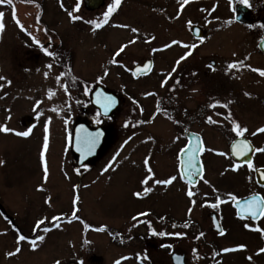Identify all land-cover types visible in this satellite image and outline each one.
Listing matches in <instances>:
<instances>
[{"label": "rangeland", "instance_id": "obj_1", "mask_svg": "<svg viewBox=\"0 0 264 264\" xmlns=\"http://www.w3.org/2000/svg\"><path fill=\"white\" fill-rule=\"evenodd\" d=\"M110 3L112 0H105L93 12L81 3L74 15L82 19L69 21L67 12L74 7L71 0L0 2V22L4 24L0 30V76L5 78L0 81V124L15 131L31 129L28 137L0 133V160L4 161L0 165V200L30 230L51 225L53 216L68 214L73 209V186L78 183V216L89 225L88 229L82 223L59 225L40 233L45 238L38 241L35 250L21 241L19 253L6 257L5 253L14 250L16 242L0 218V264L63 263L82 254L85 264H114L118 260L119 264H171L173 252L183 254L185 264H210L214 261L213 253L222 254L221 249L237 244L245 245L242 252L219 255L216 260L222 262L218 264H264V254H256L264 240L255 230H264V219L257 225L237 221L232 217V201L228 200V194L239 200L259 191L252 173L231 170L233 161L228 146L236 137L231 131V121L235 120L246 129L243 136L256 149L264 148V132L252 135L257 128L264 127V77L251 71L264 69V58L257 48L264 37V27H259L264 25V0H251L252 13L246 17L252 23L246 24L233 19L235 6L240 5L238 0H233L232 8L229 0H189L183 9H179L178 0H121L99 29L93 30L84 22L102 19ZM194 25L202 30L200 40L191 35ZM133 27L138 29L137 33L131 32ZM33 37L48 51L52 47V60L32 43ZM148 37L153 39L146 43ZM129 40L134 42L129 44ZM173 40L181 43L163 49L164 44ZM122 44L124 49L116 55ZM182 44L197 47L161 87L164 75L187 51ZM153 48L162 50L152 52ZM246 56L248 59L244 60ZM112 59L117 63H109ZM145 59L154 61L152 74L133 80L126 67L141 64ZM212 60L214 70L207 67ZM234 61H243L250 67L227 69V64ZM61 72L65 75L57 82ZM96 84L110 89L121 100L119 108L107 119L97 118L89 104V91ZM145 92L154 95L144 96ZM245 92L249 95L245 96ZM37 101L40 103L36 104ZM215 101L219 103L209 108ZM161 102V109L167 113L156 112ZM224 104L227 108L220 106ZM53 108L58 111H52ZM26 116L34 120L30 128L23 123ZM209 116L217 123L207 124ZM97 119L103 121L107 137L99 155L83 167L84 176L79 180L76 160L68 150L70 132L80 121L95 127ZM46 120L48 176L44 180L39 151ZM173 121H177L176 125ZM186 128L199 132L210 152L202 159L204 173L200 183L190 189L194 192V204L177 178L168 186L151 183L154 179L177 177L174 151L182 145ZM128 137L131 139L121 148ZM219 152L225 155H218ZM113 155L116 161L104 171ZM145 157L153 177L142 186L140 180L147 174ZM255 159L256 164H264V151L257 152ZM142 187H151L153 191L133 197L132 192L141 191ZM217 196L228 203L222 212L209 207ZM146 208L150 210L147 217L138 215ZM213 211L224 222L225 237L211 232L209 214ZM24 213L30 215L27 220ZM163 213L167 219L158 223V216ZM133 216L137 217L135 221ZM37 220L43 223L37 226ZM175 220L179 223H173ZM187 221L190 223L185 228L182 222ZM245 223L250 225L249 229L243 227ZM101 226L104 230L97 231ZM160 229L165 236L150 234ZM115 232L122 236V241L112 240L110 234ZM199 233L204 235L196 238ZM162 244L171 247H161ZM91 255H95L97 262L90 261Z\"/></svg>", "mask_w": 264, "mask_h": 264}, {"label": "snow or ice", "instance_id": "obj_2", "mask_svg": "<svg viewBox=\"0 0 264 264\" xmlns=\"http://www.w3.org/2000/svg\"><path fill=\"white\" fill-rule=\"evenodd\" d=\"M0 2H4V0H0ZM6 2L8 4L12 3V0H6ZM121 0H112V3H110L107 7V10L103 12V18L100 20H95V19H91V20H86L84 21L85 23L89 24L92 26V29H99L103 24L107 23V19L108 17L111 15V13H113L116 9L117 6L120 5ZM189 3V0H178V4H179V9H183L185 7V5H187ZM232 3L233 0H229V7L232 8ZM238 3L240 5H243L245 8H251V4L249 2V0H238ZM61 7L63 8V5L61 4ZM81 7V0H74V7L72 8L71 11L67 12L69 21H79L82 19L81 16L79 15H74L75 12H77ZM204 9H202L203 11ZM3 13H0V16H2ZM180 15V11H177V17H179ZM13 20H16L15 15H13ZM233 19H235V16H233ZM18 23V22H17ZM187 24L190 26L191 25V21H188ZM18 26L19 23H18ZM116 27H124L127 28V25H115ZM21 27V30H23V27ZM249 27H253L252 25H249ZM259 27H264V25H259ZM4 28V24L3 22H0V30H2ZM131 32L133 33H137L138 29L136 28H131ZM151 39H153V37H148L145 42H149ZM134 40H129L128 43L131 44L133 43ZM32 43L37 45L38 47H40V51L43 52L45 55L47 56H52L54 55L53 53L49 52L45 47L40 46V43L38 40H36L34 37L32 39ZM181 42L177 41V40H173L171 41V44H164L163 45V49H166L168 47H170L171 45H177L180 44ZM182 47L186 48L187 51H185L181 56H179V58L174 62L173 67L171 68V70L169 72H167L164 75V79L161 81V87L164 86L165 83L168 82V80L170 78H172V74L174 72H176L177 70V66L181 63V61H184L187 57H189L191 55V52L193 49H195L197 47L196 44H182ZM261 48H264V43L258 45ZM125 45H121L119 49H117L116 55L119 54V52H121L124 49ZM162 49H156L153 48L151 49L152 52H156ZM233 55H235V53H233ZM248 57H244V60H247ZM109 63H117V61L115 59L109 60ZM47 67H51L50 65H48ZM209 69H213V66L211 64H209L207 66ZM240 67H250L248 65H245L243 63V61H234V62H229L227 64V69H236L237 71L239 70ZM152 68V64L151 62L148 63H144L142 68H137V70L135 72H132V76L136 77L137 73H141V74H146L145 70L151 71ZM252 72H256L259 74V76L264 77V69H257V68H251ZM107 74V70H105V75ZM45 77H47V73L44 74ZM65 73L61 72L57 77L56 80L57 82L60 81V78L62 76H64ZM192 75H196L195 72L192 73ZM5 78L3 76H0V81H3ZM174 79V78H173ZM175 84H179L178 80H175ZM61 87H63V85H61ZM65 93L67 94V88L64 89ZM169 91H171V89H169ZM193 91H195V89H193ZM88 93V89L85 88L84 89V94L87 95ZM144 96H148V95H154V93H148L145 92L143 94ZM245 96H248L249 94L247 92L244 93ZM49 98H51V93H49ZM129 100H131V102L136 105L137 101L134 100L132 97H129ZM40 101H37L36 104H39ZM77 103H79V101H77ZM95 103L99 106L100 111L97 112V116H101V114H103L104 116L108 115V112L110 109H112L115 104H116V100L112 97V96H106L103 93L98 92L97 93V99L95 101ZM219 102L215 101L211 104L208 105L209 108L215 107ZM230 103V102H229ZM139 107V105H137ZM221 107L227 108V104L224 105H220ZM161 109L159 108V106H157L156 108V112H159ZM52 111H58L57 109L53 108ZM39 113H37L38 115ZM169 119H171V117H169ZM148 123L151 122V120L146 121ZM176 122V121H173ZM207 124H215L217 123L216 121H214L212 119L211 116L206 118L205 121ZM48 120H46L44 122V130H43V142H42V146L40 148L39 151V166L42 169V173H43V179L46 180L47 176H48V168H47V162H46V150L48 149V145H49V129H48ZM96 123H100V120L97 119ZM137 123H140L139 121ZM65 124H67V120H65ZM124 126L127 127L128 126V122L125 121L124 122ZM31 129L25 130V131H15L13 129H9L8 127H6L4 124H0V133H9L12 132L14 135L18 136V137H28L30 134ZM231 131L235 134L236 137H241L242 134L244 132H246V129L244 127H241L235 120L231 121ZM258 132H264V127H260L257 128L255 132L252 133V135H255ZM103 135V133L100 130H97L94 133L91 132H87L85 129L81 128L77 130V136H76V141H77V146H76V150L81 154V157L83 158L86 155H90L92 153V151L94 150L95 146L97 145V143L100 140V137ZM131 137H128V139H126L122 144H121V148H123L124 144L128 143V140H130ZM147 139H151V137H148ZM250 147V145L248 144V142L246 140H239L238 142H233L231 145V155L234 157H243L246 156V149H248ZM204 148L203 145L199 142H197L195 145L193 144V142L190 140L188 143H186L180 150L179 153L177 155V172L180 174L179 178L181 180H185L186 184H191L192 183V177L193 176H197L200 175L202 168H198L197 167V154L200 152H203ZM255 152H262L264 151V148H257L254 149ZM184 153H187V155H183ZM218 155L224 156L225 153L223 152H219L217 153ZM118 155V153H117ZM116 161V155H113L112 158L108 161V164L105 165L104 171L109 170L110 168H112L114 162ZM247 166L249 169L253 168V163L251 160H247L246 161ZM4 161L0 160V165H3ZM144 168L147 170V174L140 180V184L143 186L145 185L152 177H153V172L152 169L149 167V159L148 157H145L144 159ZM237 169V165L235 163H233L231 165V170L232 171H236ZM177 177L176 176H169L166 179H154L151 180V183L156 184V185H162V186H168L170 185ZM204 183L207 184L208 181L204 180ZM37 190H41L39 187L37 188ZM73 190L75 191V186H73ZM153 191V189L151 187H142L141 191H134L132 192V196L133 197H141L142 195H147L149 193H151ZM213 191H215V189H213ZM186 195L190 201V203L194 204L195 201L192 199L194 196V192L191 190H187L186 191ZM77 200L78 197L74 196L72 199V205H73V215L71 217L72 220H76L77 216L75 215L76 212V206H77ZM228 200L233 202V206L236 208V216L244 219V216H242L241 214V209L246 210L247 215L251 218V220L255 221L259 216H264V199H261L259 197V195H253L250 196L248 199L244 200L243 202H239L237 201V197L232 195V194H228ZM49 201L46 199L45 203H48ZM225 201H223L219 196H217L215 198V202L212 204H209V207H212L213 209L217 208L220 204L224 203ZM189 213L191 212V208H189L187 210ZM138 215H146V213H138ZM53 222H56L60 219V217L58 216H53L52 218ZM132 220H136L137 217L133 216L131 218ZM161 219H163V217H161ZM69 223L71 222V220L68 221ZM83 224L84 229H88L89 225H87L86 223H84L83 221H80ZM43 223L42 220H37L36 221V225L39 226ZM190 223V221H189ZM213 223L215 224V220H213ZM54 227H59V224H54ZM184 227L187 228L188 227V223L184 224ZM243 227L245 229H249L250 225L248 223H245L243 225ZM97 231H103L104 228L103 226H101L99 229H96ZM149 230L151 231V228H149ZM256 231L260 232L261 234V239L264 240V230H261L259 228L255 229ZM43 232L47 233L49 231V228H43L42 229ZM217 231L219 234L223 235V229L219 228V226H217ZM153 235H159L160 237H163L166 235L165 232L160 231L159 233L153 232ZM176 235H182V233H177ZM200 236H203L204 233H199ZM44 236L42 235H37L35 237V239L33 240H28L27 243L29 245L30 248H32L33 250H35L36 246H37V242L38 241H43L44 240ZM26 237L17 233L16 235V247L14 248V250L12 251H8L5 253L6 257H12L15 256L16 254L19 253L20 251V242L21 241H25ZM85 243H87V241H85ZM161 247H171V245H161ZM245 248V245H237L235 246V248H223L221 249V252L223 253H228L230 251H235L237 249H243ZM196 250L193 249V252H195ZM258 253H264V247H260L257 250ZM216 253H213V256H215ZM121 259H124L123 257ZM137 259L139 260L140 257L138 256ZM144 259H147V257L145 256ZM174 260L178 261L179 257H173ZM248 259H251V257H248ZM54 264H59L58 261H55ZM114 264H119V260L115 261Z\"/></svg>", "mask_w": 264, "mask_h": 264}, {"label": "flooded vegetation", "instance_id": "obj_3", "mask_svg": "<svg viewBox=\"0 0 264 264\" xmlns=\"http://www.w3.org/2000/svg\"><path fill=\"white\" fill-rule=\"evenodd\" d=\"M73 3H74V0H71ZM249 2L251 3V0H249ZM81 3H82V5H83V7H84V9H86L88 12H93V11H95V10H98V9H100L103 5H104V3H105V0H103V3H102V5L99 7V8H97V9H93V10H90V9H87L86 8V6H85V4H84V0H81ZM241 6H243V5H241ZM235 8H236V6H235ZM245 14H244V18L246 19V23H252V21H250V20H248L247 19V15L250 13H252V10H251V8H245ZM251 10V11H250ZM254 21H255V19H254ZM245 23V24H246ZM106 24V23H105ZM105 24H103V25H105ZM260 43V41L258 42V44ZM258 44H257V48H258ZM50 51V50H49ZM258 51L261 53V55L263 56V58H264V54L260 51V49L258 48ZM51 53H53L54 54V52H52V47H51V51H50ZM49 58H51V60L53 59V56H49ZM65 58V57H64ZM154 62V61H153ZM64 62H62V64H63ZM65 63H68V62H65ZM152 73V72H151ZM142 79L143 78H145V77H141ZM140 78V79H141ZM161 105V104H160ZM159 105V108L161 109V106ZM84 111V110H83ZM168 111H170V110H168ZM161 112H166L167 113V110H164V109H162V110H160L159 111V113H161ZM147 121V120H146ZM148 123V122H147ZM176 123H177V121H176ZM176 123L175 122H173V124L174 125H176ZM180 125V124H179ZM32 126V125H31ZM31 126H29V127H27V128H30ZM184 131V141H183V143H182V145H180V146H178L177 148H176V150L174 151V157H175V171H176V173H177V180H178V182H179V184H181L182 185V187L185 189V190H190V189H192V188H195L196 187V185H198L199 183H200V181H201V179H202V177L199 179V181L197 182V184L195 185V186H191V185H189V184H186V182H185V180H181L180 178H179V176H180V174L177 172V163H178V161H177V155H178V153H179V150L187 143V137H186V135H187V133H189V132H193V133H196V134H198L199 135V137H200V143L203 145V148H204V151L203 152H200V154H199V159L200 160H202V159H204L205 158V156L206 155H208L209 153H208V151H207V149H206V145H205V141H204V139H203V137H202V135L199 133V132H196V131H192V130H190V129H188V128H186V129H184L183 130ZM107 133V132H106ZM241 137H244L243 136V134H242V136ZM234 138H236V137H234ZM244 138H246V137H244ZM246 139H249V138H246ZM250 140V139H249ZM251 141V140H250ZM252 142V141H251ZM230 144V143H229ZM253 144V143H252ZM64 145H65V148L67 149V138H65V140H64ZM253 146H254V144H253ZM254 149H256L255 148V146H254ZM68 150H69V143H68ZM228 151H229V146H228ZM256 154H257V152H255V151H253V153H252V163H253V168L252 169H249L248 168V166H247V164H241V163H238V162H235V161H233V163H235L236 165H237V169L238 170H244V171H247V172H249V173H252V175H253V181L255 182V185H256V187L259 189V191H255L253 194H251V195H249V196H247V197H245V198H242V199H239V200H237V201H240V200H243V199H246V198H248V197H250V196H253V195H259V196H261V198L262 199H264V186H259L258 185V183L256 182V180H255V175H254V172H255V170L256 169H264V164H256V159H255V157H256ZM203 156H204V158H203ZM80 172H79V174H78V177H79V180L82 178V176H84V174H83V167L82 168H79L78 169ZM204 170V169H203ZM203 174V173H202ZM76 188H75V191L73 192L74 193V195L76 196V197H78V200H77V206H76V212H75V215L77 216V219L76 220H72L71 219V217H72V215H73V213H71L72 211H73V209L72 210H70V212L68 213V214H66V213H62V214H60V216H58V217H60V219L58 220V221H56V222H51L52 224L51 225H43V226H39L37 229L34 227H31V229L30 230H28V229H26V227L24 226V225H22V223H21V221H19L18 219H16L17 217H16V215H14L13 214V212H11V208L10 207H8V208H6V207H4V205L2 204V202H1V200H0V218L2 219V221L3 222H5L7 225H8V227H9V232H10V234H12V236H13V238L15 239V241L14 242H16V235H17V233H19V234H21V235H23V236H25L26 237V240L25 241H23V243H27V241L28 240H33V239H35V237L37 236V235H41L40 233H42L43 231H42V229L44 228V227H46V228H49V231H52L53 229H55L56 227H54L53 225L54 224H59V225H62V224H74V223H81L80 221H83V219L80 217V216H78V212H79V202L81 201L80 200V198H81V195H80V192H79V184L77 183V185L75 186ZM234 195V194H233ZM235 196V195H234ZM225 202L224 203H222V204H220L217 208H216V210L217 211H220L221 210V212H222V210H224L225 209V205L226 204H228L227 202H226V200H224ZM231 206H232V208H231ZM230 206V209H231V211H232V217L234 216V218L237 220V221H240V222H245V221H249V222H251L253 225H257V223L258 222H261L263 219H264V216H263V218L260 220V221H258V222H254V221H252V220H250V219H248V218H244V219H239V218H237V216H236V211H235V207L233 206V202H232V205ZM72 207H73V205H72ZM149 209H145L144 211H142V213H146V215H142V217H147L150 213H149ZM230 211V210H229ZM29 214L28 213H24V218H26V220L29 218ZM153 216L155 217L156 215H154L153 214ZM161 217H163V219H161ZM209 218H210V224H211V232H212V234H214L216 237H225L226 235H227V231H225L224 230V222L222 221V219H220V217L218 216V213L215 211H213V212H211L210 214H209ZM214 218H216L217 219V221L219 222V225H220V228L221 229H223V235H221V234H219L218 233V231H216L215 230V228L217 229V225H213V223H212V220L214 219ZM165 219H167L165 216H164V213L162 214V215H159L158 216V223H163L164 221H165ZM23 220V219H22ZM69 220H71V222L69 223L68 221ZM178 221V220H177ZM188 222V221H187ZM173 223H175V224H178L179 222H176V220L173 222ZM189 223V222H188ZM33 230H35L34 232H33ZM160 231H162L161 229L160 230H157L156 231V233H159ZM150 233V232H149ZM150 234H152V233H150ZM111 235V237H113L112 238V240L113 241H116V242H120V241H122L123 240V238H122V236H120V234H117L116 232L113 234V233H111L110 234ZM157 237H160L159 235H156ZM199 237H201L199 234H198V236L196 235V238H199ZM13 239V240H14ZM38 243V242H37ZM28 244V243H27ZM237 245H239V244H237ZM237 245H235V246H237ZM235 246L234 247H232V248H235ZM259 248H257L256 249V254L258 253L257 252V250H258ZM242 252V249H237V250H235V251H230V252H228V253H223L222 252V254L221 253H219V254H217L216 253V255L215 256H213V258H214V261H212L210 264H218V263H221L222 262V260L221 261H218L217 262V260H216V258H218L219 257V255H233V254H238V253H241ZM264 254V253H263ZM83 255V254H82ZM82 255H78V257H76L75 259H69V260H66L65 262H63V263H59V264H85V259H84V256H82ZM90 261H92V262H94V261H96V257H95V255H91V257H90ZM137 261H139V260H137ZM97 262V261H96ZM139 264H142L141 262H138ZM51 264H54V261H52L51 262ZM98 264V263H97Z\"/></svg>", "mask_w": 264, "mask_h": 264}, {"label": "water", "instance_id": "obj_4", "mask_svg": "<svg viewBox=\"0 0 264 264\" xmlns=\"http://www.w3.org/2000/svg\"><path fill=\"white\" fill-rule=\"evenodd\" d=\"M102 3H103V0H84V4H85L86 8L87 9H90V10L99 8L102 5ZM245 11L246 10L244 8L238 7L237 10H236L235 20L238 21V22H240V23L245 24L246 23V19L243 17L244 14L246 13ZM192 33L198 39L202 37V31L198 27H194L192 29ZM262 43H264V39H263V41L260 44H262ZM259 48L264 53V48H261V47H259ZM148 62H151V61H145L144 63H148ZM143 64L140 65V66H136L133 69H130L129 68L128 70H130L131 72H135L137 70V68H142ZM151 64H152V62H151ZM145 72H146V74H148L150 71L145 70ZM140 75H143V74L137 73V76L136 77H138ZM98 92L103 93L106 96H112L116 100L115 106L112 109H110L109 112H108V115L107 116H109L110 113L113 112L114 110H116V108L119 106V99H118V97H116L115 95H113L110 90L106 89L105 87H103L101 85L94 86L93 89H92V91H91V93H90V102L99 111H100V108L95 103V101L97 99V93ZM101 115L103 117H106L103 114H101ZM23 123H24L25 126L29 127V126H31L33 124V118L32 117H29V116H26V117H24V122ZM81 128H83L87 132H91V133H94L97 130H100L103 133V135L100 137V140L97 143V145L95 146V148L92 151V153L90 155L84 156L83 158L81 157V154L76 150V146H77V141H76L77 130L78 129H81ZM105 136H106V133H105V131H104V129L102 127H98V128H96V129L93 130V129H90L85 123H78V124H76L74 126V128L72 130V135H71L70 149L72 150V152L76 156V165H77V167H81L88 160H92V159H94V158H96L98 156L99 149H100V147L103 144V141H104ZM187 137H188L189 141L191 140L193 142V144H195V142H199V139H198V137L195 134L187 133ZM239 140H244V139H236L233 142H238ZM247 142L250 145V147L245 150L246 153H247L246 156H243V157H234V156H232L231 155V146H230V155H231V157L234 158L237 161H241V162H244V163H246L247 160H251L250 154L252 152L253 147H252V145H251V143L249 141H247ZM183 155H187V153H184ZM197 167L198 168H201L200 162H199V159H198V156H197ZM255 179H256V182L258 184H264V170L263 169L257 170L255 172ZM240 211H241L242 216H248L247 213H246V210L241 209ZM173 257H179V260L176 261V260L173 259ZM171 259H172V263L173 264H184L183 256H181V255L173 254L171 256Z\"/></svg>", "mask_w": 264, "mask_h": 264}, {"label": "trees", "instance_id": "obj_5", "mask_svg": "<svg viewBox=\"0 0 264 264\" xmlns=\"http://www.w3.org/2000/svg\"><path fill=\"white\" fill-rule=\"evenodd\" d=\"M65 57V56H64Z\"/></svg>", "mask_w": 264, "mask_h": 264}]
</instances>
